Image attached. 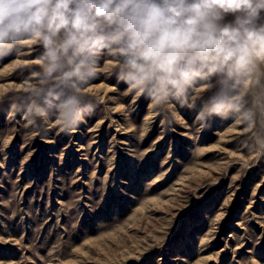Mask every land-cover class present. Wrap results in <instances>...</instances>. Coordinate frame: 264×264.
Instances as JSON below:
<instances>
[{
  "label": "rangeland",
  "instance_id": "374dc122",
  "mask_svg": "<svg viewBox=\"0 0 264 264\" xmlns=\"http://www.w3.org/2000/svg\"><path fill=\"white\" fill-rule=\"evenodd\" d=\"M44 54L0 50V264H264V57L228 89L240 111L208 113L218 75L158 101L117 53L68 84ZM69 94L85 118L61 131Z\"/></svg>",
  "mask_w": 264,
  "mask_h": 264
},
{
  "label": "clouds",
  "instance_id": "9594fccd",
  "mask_svg": "<svg viewBox=\"0 0 264 264\" xmlns=\"http://www.w3.org/2000/svg\"><path fill=\"white\" fill-rule=\"evenodd\" d=\"M262 11L264 0H0V50L23 36L39 39L45 74L64 84L91 75L97 55L108 50L122 57L124 82L158 101L218 75L221 88L206 111L239 112L243 93L228 89L264 57ZM77 105L74 94L59 104L61 131L85 118Z\"/></svg>",
  "mask_w": 264,
  "mask_h": 264
}]
</instances>
